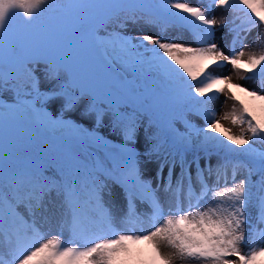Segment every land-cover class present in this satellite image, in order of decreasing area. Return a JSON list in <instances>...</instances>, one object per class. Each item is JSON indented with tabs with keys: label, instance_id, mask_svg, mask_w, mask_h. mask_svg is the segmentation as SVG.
I'll use <instances>...</instances> for the list:
<instances>
[{
	"label": "snow or ice",
	"instance_id": "snow-or-ice-1",
	"mask_svg": "<svg viewBox=\"0 0 264 264\" xmlns=\"http://www.w3.org/2000/svg\"><path fill=\"white\" fill-rule=\"evenodd\" d=\"M257 28L264 0H0V264H264Z\"/></svg>",
	"mask_w": 264,
	"mask_h": 264
},
{
	"label": "rangeland",
	"instance_id": "rangeland-1",
	"mask_svg": "<svg viewBox=\"0 0 264 264\" xmlns=\"http://www.w3.org/2000/svg\"><path fill=\"white\" fill-rule=\"evenodd\" d=\"M191 2L193 4L197 3L198 0H191ZM200 2H206V0H200ZM222 10L217 8L214 10V15L216 16V18L219 20L220 16H221ZM217 33H221L222 31H224L221 26L219 25V23L215 26ZM264 31V29H254L253 32L251 33V35L249 36V40H248V44H249V49L251 48L252 45V39L253 37H255L257 35L258 32ZM249 49H246L245 51L247 52ZM258 51V49H257ZM218 74H222V75H228V74H232L233 75V79L235 80V82H239L241 84H248V86L255 88L256 85L251 84L250 82H246L243 80H237L235 77V74L233 72V70L231 69V66H228L225 70L221 71V70H217ZM233 101L228 100L225 103V96L224 95H220L219 99L214 103L213 107L215 108L216 112H217V118L219 119L220 117H222L225 113H228L231 111L232 109V105H233ZM221 124L223 126V128H227L230 129L231 132L233 134H239L241 131V127H244L246 129V125L244 126H240V125H233L231 123L230 120H221ZM222 128V130H223ZM250 135V134H249ZM261 150H264V144L257 142L256 144ZM215 157H213V164H215ZM114 197H115V201L118 204H122V195L120 193V190L118 188L114 189ZM141 211H146V209L144 207H141L140 209ZM253 215H255V209H253ZM139 247L146 249L147 246L144 244L139 245ZM162 251L164 253H170L172 250L170 248L164 247L162 246ZM173 264H189V262L187 261H182L180 260L178 257H174L173 258Z\"/></svg>",
	"mask_w": 264,
	"mask_h": 264
},
{
	"label": "trees",
	"instance_id": "trees-1",
	"mask_svg": "<svg viewBox=\"0 0 264 264\" xmlns=\"http://www.w3.org/2000/svg\"><path fill=\"white\" fill-rule=\"evenodd\" d=\"M257 149L261 150L258 146H255Z\"/></svg>",
	"mask_w": 264,
	"mask_h": 264
}]
</instances>
